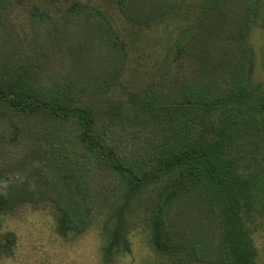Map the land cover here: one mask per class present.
<instances>
[{
    "label": "trees",
    "instance_id": "1",
    "mask_svg": "<svg viewBox=\"0 0 264 264\" xmlns=\"http://www.w3.org/2000/svg\"><path fill=\"white\" fill-rule=\"evenodd\" d=\"M0 19V259L29 209L64 240L99 228L114 264L155 185L144 229L161 264H262L264 0H0ZM98 172L123 193L108 218Z\"/></svg>",
    "mask_w": 264,
    "mask_h": 264
},
{
    "label": "rangeland",
    "instance_id": "2",
    "mask_svg": "<svg viewBox=\"0 0 264 264\" xmlns=\"http://www.w3.org/2000/svg\"><path fill=\"white\" fill-rule=\"evenodd\" d=\"M2 22L3 20L0 19V67L8 56L6 54L7 47L5 46L7 34L4 32V22L3 24ZM5 31L11 33L9 28ZM54 46L57 47L59 57L61 59L66 58L67 55L60 51L58 43H55ZM61 48L64 50L63 47ZM94 53L99 69L104 64H108V61L104 58L107 49L103 44H98ZM61 63L64 64L61 61L56 64L59 66ZM56 64L52 62L54 67L52 66L51 70L47 72V75L51 78L57 68ZM59 68L57 71H59ZM12 164L15 163H9L8 165ZM7 170L10 176H14L15 172L20 174L28 172L26 167ZM14 179L10 178V180ZM111 180L110 175L98 172V176L93 181V185L99 193L97 211L94 212L96 216L105 215L108 218L123 203L122 192L113 189L108 190L107 187ZM154 186L149 191L145 190L137 198V202L131 205L128 218L131 224L137 225L131 234V251L119 256L114 264H161L160 259L151 250L149 238L147 237L148 231L144 229V225L158 200L156 192L159 188L157 189ZM196 213L195 208H189L180 210L177 216L182 218L185 216L192 217ZM9 227L19 237L18 249L14 257L0 259V264H102L101 247L104 241L99 228H93L74 240H64L56 234L54 222L48 212L29 209L11 218ZM256 243L261 254L262 264H264V232L257 236Z\"/></svg>",
    "mask_w": 264,
    "mask_h": 264
}]
</instances>
